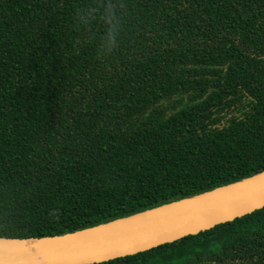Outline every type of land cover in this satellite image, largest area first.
Returning a JSON list of instances; mask_svg holds the SVG:
<instances>
[{
	"label": "trees",
	"instance_id": "obj_1",
	"mask_svg": "<svg viewBox=\"0 0 264 264\" xmlns=\"http://www.w3.org/2000/svg\"><path fill=\"white\" fill-rule=\"evenodd\" d=\"M263 174L264 0H0V241ZM91 264H264V207Z\"/></svg>",
	"mask_w": 264,
	"mask_h": 264
},
{
	"label": "water",
	"instance_id": "obj_2",
	"mask_svg": "<svg viewBox=\"0 0 264 264\" xmlns=\"http://www.w3.org/2000/svg\"><path fill=\"white\" fill-rule=\"evenodd\" d=\"M264 207V174L75 234L0 241V264H91L133 255Z\"/></svg>",
	"mask_w": 264,
	"mask_h": 264
},
{
	"label": "clouds",
	"instance_id": "obj_3",
	"mask_svg": "<svg viewBox=\"0 0 264 264\" xmlns=\"http://www.w3.org/2000/svg\"><path fill=\"white\" fill-rule=\"evenodd\" d=\"M116 7H117V5H112V6H111V8L108 10V11H109V15H111V16H115V15H116ZM113 51H114V50H113ZM113 51H111V52L109 53V55H110Z\"/></svg>",
	"mask_w": 264,
	"mask_h": 264
}]
</instances>
